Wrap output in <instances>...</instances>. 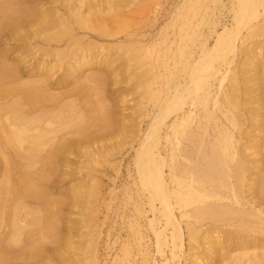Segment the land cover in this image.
Here are the masks:
<instances>
[{
	"label": "bare ground",
	"instance_id": "bare-ground-1",
	"mask_svg": "<svg viewBox=\"0 0 264 264\" xmlns=\"http://www.w3.org/2000/svg\"><path fill=\"white\" fill-rule=\"evenodd\" d=\"M32 1L44 0H0V264H25L60 242L65 206L76 204L79 191L73 182L78 151L114 128L98 98L106 95L104 70L112 58L80 47L94 28L95 0H64L78 1L64 13ZM231 11L230 26L212 47L203 42L198 58L180 48L188 80L164 94L156 90L146 130L135 121L120 126L123 141L138 138L134 164L154 214V264L180 258L185 264H245L247 255L248 264H264V41L258 50L248 45L254 37L242 38L254 73H233L222 116L212 128L193 127L198 105L210 98L243 30L264 29L261 0H234ZM35 47L53 60L31 63ZM131 59L144 63L137 52ZM102 116L107 128L93 130ZM64 176L71 178L68 202L57 192ZM240 245L251 250L242 252Z\"/></svg>",
	"mask_w": 264,
	"mask_h": 264
},
{
	"label": "rangeland",
	"instance_id": "rangeland-1",
	"mask_svg": "<svg viewBox=\"0 0 264 264\" xmlns=\"http://www.w3.org/2000/svg\"><path fill=\"white\" fill-rule=\"evenodd\" d=\"M232 1L234 0L94 1L91 9L95 13L92 16L94 28L86 32L88 35L80 47H83L81 51L95 53L97 57L112 58L110 70H104L108 73V87H105L106 95L102 97L105 99L102 100L100 96L98 98L100 104L104 103L101 105L111 109L108 108L112 113L109 122L113 123L114 128L107 130L96 143L91 142L92 146L87 143V146L90 144L89 148L84 144L86 147L81 146L78 151L76 168L74 167L76 180L73 182L80 192L76 193L77 201L73 207H69V204L65 206L61 221L62 241L49 245L47 254L27 260L25 264H69L76 259H87L92 264H154L156 238L150 223L154 214L150 210L148 192L138 182L134 164L135 149L138 147L135 142L138 138L123 141L119 134L120 126L131 125L135 121L136 124L140 122L141 127H138L142 132L146 130L156 109V92L160 89L164 94L173 89L177 82L188 80V69L182 63L184 58L180 54V48L192 52L194 58H198L203 42L208 48L212 47L217 34L224 26L232 23ZM261 1L264 5V0ZM32 2L45 7L56 6L60 13H64L65 7L76 1ZM263 20L264 17L258 21L262 23ZM254 29L251 30L252 33L248 28L243 30L242 37L237 40L238 50L230 56L231 63L222 68L223 76L214 82L210 98L198 105L193 122L196 131L199 123H202L201 127L207 125L212 128L215 120L222 116L226 94H230L232 74L241 77L243 74L254 73L246 61L248 46H241L242 38L250 39L252 36L253 41L248 45L258 44L259 47L254 49H260L261 41H264V29ZM32 41L34 46L35 41ZM89 41L93 43L87 45ZM97 44L103 47L97 49ZM134 52L144 60L143 65L131 59ZM29 58L31 63L42 59L48 62L53 60V57L46 55L45 50L39 51L38 47L30 51ZM94 70L96 72L97 68L94 67ZM94 70H88L86 74ZM60 73L61 71L58 74ZM240 87V92H243V85ZM189 108L191 107L188 105L187 109ZM101 118L103 116L99 118V123L95 122L97 124L92 126L93 130L107 128L105 124L108 121ZM182 141L184 145L188 144L184 138ZM250 144L255 145V141L251 140ZM120 145L121 147H117ZM261 151L264 153V147ZM65 168L64 170H69ZM168 170L169 168L166 174L169 173ZM63 178L62 187L57 192L61 190V198L68 202L71 195L65 190L71 185V178ZM240 246L238 247L242 252L251 250ZM169 253L168 251L167 254ZM248 257L249 255L244 259L245 264L249 263ZM185 263L184 258L174 261V264Z\"/></svg>",
	"mask_w": 264,
	"mask_h": 264
}]
</instances>
